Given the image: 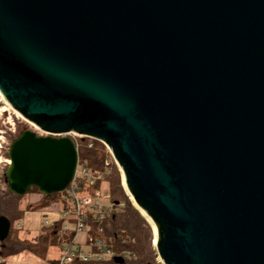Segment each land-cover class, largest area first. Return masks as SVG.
Here are the masks:
<instances>
[{
	"label": "water",
	"instance_id": "obj_1",
	"mask_svg": "<svg viewBox=\"0 0 264 264\" xmlns=\"http://www.w3.org/2000/svg\"><path fill=\"white\" fill-rule=\"evenodd\" d=\"M0 93L43 132L9 146L14 194L63 191L67 133L95 137L165 264H264V0H0Z\"/></svg>",
	"mask_w": 264,
	"mask_h": 264
},
{
	"label": "trees",
	"instance_id": "obj_2",
	"mask_svg": "<svg viewBox=\"0 0 264 264\" xmlns=\"http://www.w3.org/2000/svg\"><path fill=\"white\" fill-rule=\"evenodd\" d=\"M23 130L24 129L19 128L14 138H16ZM79 154L81 157H86L89 160V166L93 170H104L106 152L104 145L100 141H95L94 146L88 147L87 140H83L79 148ZM5 171L3 178L7 183ZM120 174L121 172L118 167L113 164L110 167V172L105 176L104 185H106L109 190L110 200L115 207L117 204H123L124 206L119 210L115 209L111 211L108 220L103 223L104 230L101 236L110 240L115 252L124 256L125 260L123 263H117L114 261V258H110L108 260L98 261L91 264H156L150 242L152 236L151 229L140 211L130 201L124 200L125 192L122 188ZM34 191L39 192L37 187H33L27 193ZM53 194L50 196L45 195V200L41 202L40 206L37 205L35 209L38 207H51L53 203ZM22 197L23 195L14 194L9 188L0 196V214L7 216L11 222L8 237L3 242H0L1 252L5 251L6 253V256L4 257L6 259L2 260L1 254L0 264H8V258L22 252H42L45 248V241L47 238L50 235L56 234L60 228V225L57 223L52 226L50 233L47 232L46 234H42L35 240L19 238L13 230L19 228V222L22 220L25 212L28 211L27 207L23 208L21 206ZM96 228L97 224L94 223L91 232L92 235L97 234ZM56 261L57 259H54L50 262L54 263Z\"/></svg>",
	"mask_w": 264,
	"mask_h": 264
},
{
	"label": "built area",
	"instance_id": "obj_3",
	"mask_svg": "<svg viewBox=\"0 0 264 264\" xmlns=\"http://www.w3.org/2000/svg\"><path fill=\"white\" fill-rule=\"evenodd\" d=\"M67 135L75 141L78 162L72 181L63 190L61 207L53 202L52 206L45 210L47 215H51V222L47 225L54 226L57 223L60 225L56 234L63 250L61 257L49 264H91L114 258L119 254L115 252L111 241L101 236L104 230L103 223L108 220L114 205L110 200L108 188L103 189L102 185L113 164L120 171L121 168L104 141L77 132H69ZM85 139L88 147L94 146L95 141H100L104 145L106 152L104 170H93L89 166V160L79 154V148ZM7 161L9 164L10 159ZM94 223L97 224L96 235L91 233Z\"/></svg>",
	"mask_w": 264,
	"mask_h": 264
},
{
	"label": "rangeland",
	"instance_id": "obj_4",
	"mask_svg": "<svg viewBox=\"0 0 264 264\" xmlns=\"http://www.w3.org/2000/svg\"><path fill=\"white\" fill-rule=\"evenodd\" d=\"M19 128L26 129L30 128L38 131L39 133H43L39 128H37L33 123L26 120L16 109H14L8 101L4 98V96L0 93V196L5 192L7 187V183L4 181L3 174L8 166L9 159V146L12 142V139L16 135ZM121 172V171H120ZM122 188L125 192L124 200L130 201L135 207L130 193L127 191L124 183L122 172L120 174ZM102 188H107L106 185H102ZM64 191L56 192L53 194V202L58 204V207H61L62 202L61 198L63 196ZM45 200V195L40 192H29L23 195L21 199V206L27 207L28 211L25 212L22 220L19 222V228H15L13 231L15 234L19 236L21 239L27 240H35L40 235L50 233L52 230L51 225L49 224L51 215H47L45 213L46 207H38L35 209L37 205L40 206L41 202ZM123 204H117L115 207L113 205L112 210H119L123 207ZM137 208V207H136ZM138 209V208H137ZM139 210V209H138ZM140 211V210H139ZM143 215V213L140 211ZM146 219L147 224L151 229V246L153 249V253L155 256L156 264H165L160 255L156 250L155 240L157 236V232L152 224V222L143 215ZM62 245L57 234L50 235L45 241V248L40 253H32V252H22L13 257L7 259L8 264H49L51 260L59 259L62 255ZM6 256L5 251H2V259Z\"/></svg>",
	"mask_w": 264,
	"mask_h": 264
},
{
	"label": "bare ground",
	"instance_id": "obj_5",
	"mask_svg": "<svg viewBox=\"0 0 264 264\" xmlns=\"http://www.w3.org/2000/svg\"><path fill=\"white\" fill-rule=\"evenodd\" d=\"M125 183V182H124ZM125 186H126V183H125ZM134 202H135V200H134ZM135 204L137 205V203L135 202ZM138 206V205H137ZM139 207V206H138ZM140 210L143 212V214H145L146 215V217L152 222V224H153V226H154V228H155V230H156V227H155V225H154V222L152 221V219L150 218V216L148 215V214H146V212L142 209V208H140ZM156 239H157V236H156ZM155 242H156V240H155Z\"/></svg>",
	"mask_w": 264,
	"mask_h": 264
}]
</instances>
